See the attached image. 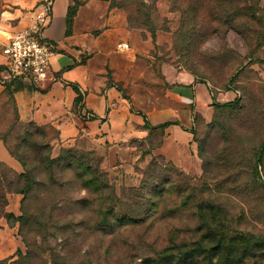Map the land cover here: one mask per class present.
<instances>
[{
  "label": "rangeland",
  "instance_id": "1",
  "mask_svg": "<svg viewBox=\"0 0 264 264\" xmlns=\"http://www.w3.org/2000/svg\"><path fill=\"white\" fill-rule=\"evenodd\" d=\"M112 5L126 12L131 27L153 37L158 33L156 52L152 48L145 56L146 67L153 61L158 66V101L173 102L171 74L205 83L214 94L208 106L188 107L187 129L201 174H188L154 153L164 130L123 142L107 138L103 130L91 133L85 124L78 132L63 133L48 123L30 128L35 133L31 143L38 149L28 156L27 127L15 120V104L5 90L0 134L9 149L30 165L75 149L78 176L56 166L58 182L52 184L42 168L38 176L44 186L35 185L27 198L7 194L6 215L0 216V262L22 264L19 252L32 251L31 264H143L173 240H197L198 211L208 203L219 210L215 224L237 241L233 250L220 252L222 264H264V253L253 256L240 243V238L264 237V0H112ZM12 8L0 0V20ZM227 103L232 105L223 106ZM89 113L94 114L83 110L80 120L96 119ZM87 161L97 171L90 173L95 182L84 185L81 179L89 176L79 174L87 171L82 167ZM12 171L24 169L0 164L1 174L13 178ZM98 180L102 189H97ZM141 186L151 199L143 221L114 229L105 225L102 210L112 204V194L122 199L120 211L125 212L134 199L129 188ZM136 200L144 202L142 195ZM23 212L30 218L22 225L18 217Z\"/></svg>",
  "mask_w": 264,
  "mask_h": 264
},
{
  "label": "crops",
  "instance_id": "2",
  "mask_svg": "<svg viewBox=\"0 0 264 264\" xmlns=\"http://www.w3.org/2000/svg\"><path fill=\"white\" fill-rule=\"evenodd\" d=\"M5 1L8 7L14 6L4 10L0 20V37L7 39L33 24L42 0ZM78 1L77 12L68 26V10L74 0H55L52 22L45 30L46 38L56 46L50 68L55 80L41 87L20 82L22 86L13 92L20 121L51 123L63 133L78 132L87 125L91 133L103 130L108 132L107 138L123 142L147 137V124L156 128L173 122L165 127L163 142L154 148V153L168 157L188 174L200 175L202 163L187 129L191 124L188 107L208 106L214 101L212 91L205 83L171 74V84H175L170 91L173 102L158 101V66L156 61L145 66V56L152 54V48L156 52L158 33L153 37L148 32L145 35L143 29L131 27L126 12L113 6L112 0ZM121 43L129 47L119 50ZM76 87L83 96L78 105ZM4 93L0 86V98ZM83 110L92 111L96 119L80 120ZM104 117H109L108 121L102 122ZM0 162L16 171L22 169L1 139Z\"/></svg>",
  "mask_w": 264,
  "mask_h": 264
},
{
  "label": "trees",
  "instance_id": "3",
  "mask_svg": "<svg viewBox=\"0 0 264 264\" xmlns=\"http://www.w3.org/2000/svg\"><path fill=\"white\" fill-rule=\"evenodd\" d=\"M79 4L80 2L78 0H74V4L70 5L67 15L68 26L71 25L72 19L77 12ZM1 69L2 67L0 66V70ZM19 86H22L20 82L10 83L4 87V90H6V93L14 101L16 117L15 120L17 122H20L22 126L27 127L28 131H26V137L24 139L28 144L25 146L24 152L29 156V154H31L32 152L31 150L37 151L38 149L37 143H35L36 146L32 145L31 143L32 136L35 133L34 131L32 132V129L30 128L34 127L36 130H39L41 129V127L33 122L24 123L20 121L18 108L13 94L14 90ZM77 91L78 97L76 98V105H78L83 100L82 94L80 93L78 88ZM227 105H232V103H227L223 106ZM172 123L173 122L168 121L161 125H158V127L156 128L149 127V125L147 124L146 127L149 128V135H151L158 131L162 132L165 127L169 126ZM0 139L4 142L12 156L22 164L24 169V171L21 173L12 171L13 178H8L7 174L0 173V216L6 215L5 207L7 205V194L20 193L27 198L31 191L34 190L33 188L35 185H45V181L38 176L41 173L42 168H44L48 172L52 184H56L58 182V180L55 178L56 166L59 167L62 171L71 170L75 172V169H73L74 163L76 164L78 162V152L75 149L64 150L60 158L58 159H53L48 156L42 159V163L30 165L25 157L15 154L9 149L5 137H2L1 134ZM84 154L87 157H89L88 155H90V153ZM87 162V164L82 166L83 169H87V171L83 172V170H81V173L79 174V178H87V176H89V179H81L83 180L84 185H89L95 182L93 181V175L91 176L90 173H95L97 171L96 169H93L91 167L92 164L89 161ZM0 164L4 165L2 162H0ZM35 171H37V173ZM75 174L78 176L77 172H75ZM3 180H5L4 182L6 185L3 184ZM97 183L99 185L97 189H102L100 188L101 181L98 180ZM143 189V186L139 187L138 189L129 188L128 194L131 197H134V199L132 200V204L128 206L125 212L120 211V207L123 205L122 199L120 197H116L117 195L113 193L111 197L113 201L112 204L109 205L105 210H102V221L104 222V224L107 226H111V228L114 229L115 227L117 228L124 226L127 223H139L140 221H143V214H145L144 211L148 210L151 207V199L149 197L150 193H146ZM94 191L97 192L96 190ZM138 195L143 196L144 202L138 203V201L136 200ZM207 209H209L210 211ZM198 213V217L201 223L193 231L194 235L199 236L197 240H183L177 242L176 240H173L172 246L166 247L162 251L158 252L157 257L146 258L143 261V264H201L205 263V260H209L210 264H222L224 259L221 258L220 252L222 250H225L226 248L233 250L237 246L235 244V242L237 243V241L230 238L232 237V235H230L226 229H224L220 225L215 224V221L219 217V210L217 207H214L213 205L211 206L210 204L206 203L199 209ZM110 217H112V220H110ZM29 218L30 216L26 212H23L22 215L18 217V220L20 221V224L23 225L26 221H29ZM225 239L227 240L226 244H224ZM240 243L242 247L249 250L251 254H253V256H256L258 251L264 253V237H257L256 241H252L251 238H240ZM19 255L22 258V264H31L30 262L33 258L32 251H27L26 255H24L22 252H19ZM215 257L216 260L214 261ZM233 259L235 260V257H233ZM241 259L242 256L240 257V260ZM0 264H5V261L0 262Z\"/></svg>",
  "mask_w": 264,
  "mask_h": 264
},
{
  "label": "built area",
  "instance_id": "4",
  "mask_svg": "<svg viewBox=\"0 0 264 264\" xmlns=\"http://www.w3.org/2000/svg\"><path fill=\"white\" fill-rule=\"evenodd\" d=\"M55 0H42L35 12L31 26L16 32L12 37H0V86L14 82H23L34 87H41L47 81L55 80L50 74L51 58L56 46L45 36V30L53 18ZM129 45L121 43L119 50ZM94 116V114L89 113Z\"/></svg>",
  "mask_w": 264,
  "mask_h": 264
}]
</instances>
